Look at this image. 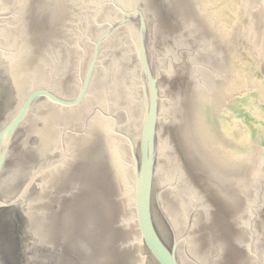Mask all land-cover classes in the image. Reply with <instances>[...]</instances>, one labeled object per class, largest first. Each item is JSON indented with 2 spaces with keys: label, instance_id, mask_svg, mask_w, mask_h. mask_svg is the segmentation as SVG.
Masks as SVG:
<instances>
[{
  "label": "water",
  "instance_id": "1",
  "mask_svg": "<svg viewBox=\"0 0 264 264\" xmlns=\"http://www.w3.org/2000/svg\"><path fill=\"white\" fill-rule=\"evenodd\" d=\"M263 65L264 0H0V264H264Z\"/></svg>",
  "mask_w": 264,
  "mask_h": 264
},
{
  "label": "rangeland",
  "instance_id": "2",
  "mask_svg": "<svg viewBox=\"0 0 264 264\" xmlns=\"http://www.w3.org/2000/svg\"><path fill=\"white\" fill-rule=\"evenodd\" d=\"M261 70H262V72H263V74H264V65L262 66Z\"/></svg>",
  "mask_w": 264,
  "mask_h": 264
},
{
  "label": "flooded vegetation",
  "instance_id": "3",
  "mask_svg": "<svg viewBox=\"0 0 264 264\" xmlns=\"http://www.w3.org/2000/svg\"><path fill=\"white\" fill-rule=\"evenodd\" d=\"M4 119V118H3Z\"/></svg>",
  "mask_w": 264,
  "mask_h": 264
}]
</instances>
